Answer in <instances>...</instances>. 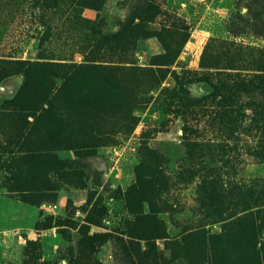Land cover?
Returning <instances> with one entry per match:
<instances>
[{
	"label": "rangeland",
	"instance_id": "1",
	"mask_svg": "<svg viewBox=\"0 0 264 264\" xmlns=\"http://www.w3.org/2000/svg\"><path fill=\"white\" fill-rule=\"evenodd\" d=\"M264 0H0V264H264Z\"/></svg>",
	"mask_w": 264,
	"mask_h": 264
},
{
	"label": "trees",
	"instance_id": "2",
	"mask_svg": "<svg viewBox=\"0 0 264 264\" xmlns=\"http://www.w3.org/2000/svg\"><path fill=\"white\" fill-rule=\"evenodd\" d=\"M261 86H260V90H262L263 91V93H264V76H262L261 77Z\"/></svg>",
	"mask_w": 264,
	"mask_h": 264
}]
</instances>
